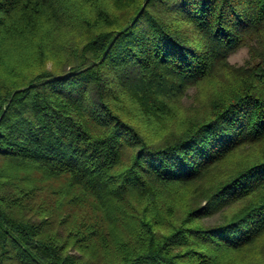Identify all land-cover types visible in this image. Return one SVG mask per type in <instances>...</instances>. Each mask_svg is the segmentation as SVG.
<instances>
[{"label": "trees", "instance_id": "obj_1", "mask_svg": "<svg viewBox=\"0 0 264 264\" xmlns=\"http://www.w3.org/2000/svg\"><path fill=\"white\" fill-rule=\"evenodd\" d=\"M263 240L264 0H0V264H264Z\"/></svg>", "mask_w": 264, "mask_h": 264}, {"label": "rangeland", "instance_id": "obj_2", "mask_svg": "<svg viewBox=\"0 0 264 264\" xmlns=\"http://www.w3.org/2000/svg\"><path fill=\"white\" fill-rule=\"evenodd\" d=\"M250 45L251 44L244 45L237 51L231 53L228 57V63L235 67L245 66L248 60H250ZM226 81L225 75L222 74V76H217L215 79L204 82L199 86L189 87L185 95L177 103V105L180 107V112L189 117H197L205 114L209 108V101L213 93L219 88L220 85H226ZM176 125L177 123L173 122L169 128L175 129ZM46 196V193H43L42 197L38 196L36 198V204L42 203L43 198H47ZM73 210H76V207ZM31 216L34 219L37 218L35 217L36 215ZM55 228L60 230L62 232L61 234H67L66 228L64 226H59L56 224ZM256 255L264 258V240L258 246L251 249L247 256L251 257Z\"/></svg>", "mask_w": 264, "mask_h": 264}]
</instances>
